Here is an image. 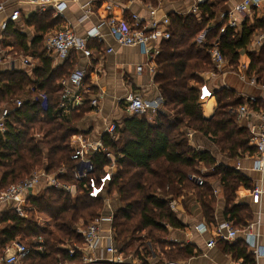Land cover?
<instances>
[{"label": "trees", "instance_id": "obj_1", "mask_svg": "<svg viewBox=\"0 0 264 264\" xmlns=\"http://www.w3.org/2000/svg\"><path fill=\"white\" fill-rule=\"evenodd\" d=\"M217 9V4L207 1L199 6L198 14L171 15L170 39L163 41L156 57L155 82L163 99V110L156 114V124H151L145 114L127 116L117 124L115 137L102 135L106 152L93 155L97 176L111 165L108 155L115 159L116 171L105 195L110 197L116 192L120 202L113 221L114 241L127 256L133 250L136 257L133 258L141 264H149L153 254L159 262H183L194 255L191 246L169 241V229L183 227L170 202L183 194L192 193L207 225L215 226L217 195L213 184L218 182L226 203L225 221L241 229L253 219L249 206L237 202L238 189L252 190V181L237 169L220 164L209 149L189 144L188 133L194 132L211 141L230 160L256 154L250 145V131L240 126L231 112L244 105L245 98L231 88L217 90L214 93L217 108L207 119L199 86L203 84L201 74L213 69L210 50L217 40L233 72L242 53H246L250 58L249 77L264 81V44L258 51H250L255 39L264 33V18H256L254 23L247 21L238 30L225 22L218 24ZM61 22L53 17L52 11L33 16L29 24L38 35L30 45L26 36L16 31L15 24L10 22L5 31L8 45L36 56L39 66L32 71L35 80L26 72L0 73V108L17 98H26L35 88L46 94L48 109L43 111L27 100L22 107L12 108L6 120L7 132L0 133V190L29 179L38 170L56 175L61 184L77 187L73 198L61 188L42 186L37 195L28 197L26 217H20L14 209L0 211V258L8 245L20 240L32 251L23 264L81 261L80 252L70 255V249L84 244L77 224L90 223L104 208V199L90 198L84 184L76 183L72 175L71 138L82 133L77 125L92 108L86 97L83 107L68 115L61 112V82L73 73L69 59L75 56L72 54L62 66L53 69V59L47 55L43 38L48 29ZM223 26L226 29L221 33ZM205 31L207 43L201 45L199 37ZM253 107L264 109V101L259 99ZM61 170L65 173L61 174ZM192 177L202 178L203 185ZM38 214L52 222V229L41 225ZM217 244L235 261L256 264L245 242L231 244L218 240Z\"/></svg>", "mask_w": 264, "mask_h": 264}, {"label": "crops", "instance_id": "obj_2", "mask_svg": "<svg viewBox=\"0 0 264 264\" xmlns=\"http://www.w3.org/2000/svg\"><path fill=\"white\" fill-rule=\"evenodd\" d=\"M207 1L215 3L218 6L216 21L218 24L225 22L229 27L230 22L234 20L238 24V30L247 21L254 23L256 18H264L263 7L260 9L252 7L245 13L236 11V8L243 0H54L46 8H41V3H32L29 0H0V3L5 6V10L0 13V56L8 59L0 64V73L21 71L26 72L32 80H35L32 71L39 66V60L36 56L26 54L24 50L8 45L5 37L6 30L3 31L1 25L9 20L12 11L18 10L21 15L19 21L11 23L13 25L15 24L16 31L26 36L27 43L30 45L38 35L35 27L29 24L30 19L35 15L52 11L53 17L60 18L62 22L45 32L43 36L44 42L50 33L66 25L71 26L79 37L87 38L89 35L98 33L102 38L101 42H99L98 38L89 39V47L93 50V57L90 60L81 54H74L75 57L69 59L73 65V70L83 69L87 71V80L83 83V85H87L86 87L88 89V93L84 96L85 99L87 97L88 101H90L89 98L100 93V91L105 93L104 98L100 100L98 108L94 109L91 107L92 109L86 113L77 125L85 138L92 141L101 140L109 124L122 123L127 116L133 115L127 112L124 104V98L129 93L140 95L143 98L147 106V111L144 114L148 116L149 122L154 125L156 124V114L158 111L163 110V99L159 87L155 82L158 70L156 62L157 56L155 59L149 58L143 55L136 47H121L118 45L109 34L107 21L111 17L129 20L132 15L136 14L145 21L144 23L148 24L153 21L163 20L164 18L171 19V15L175 14H198L199 6ZM55 3H63L66 6L62 16L55 15L56 13L53 8V4ZM11 23L8 22V27ZM162 43L160 45V51L162 49ZM252 46L250 47L251 52H253ZM109 47L114 49L113 53L108 54L106 52V49ZM27 57L30 58V66L23 64V58ZM66 61L57 60L56 62L53 60V69L62 66ZM249 65L250 58L246 53H242L235 72L226 64L222 69H217L213 66L211 71L201 74L203 84L199 88L205 118L209 119L213 116L217 108L214 93L221 88H231L242 96L261 95L260 88L250 86L239 79L241 72L245 73L249 79L254 77H249L248 75ZM140 67L141 69H139ZM90 88L93 91H89ZM11 102L0 108V115L2 109L11 104ZM246 125L245 123L242 127L247 128ZM188 136L189 144L193 148L209 149L214 153L220 164L236 169L239 163L241 168L238 171L252 181V190L244 187L238 189L237 202L248 205L252 212L253 219L248 225L255 223L259 227V238L254 241L253 247L248 245L247 247L249 253L253 256L254 247L261 249V257L256 258L254 256V258L256 264H264V171L257 170L256 168V154L253 156L246 155L239 160H230L227 157H223L208 139L194 132L188 133ZM109 156V158H113L112 155ZM213 185L215 194L217 195L215 226L207 225L202 216L200 206L192 193L183 194L180 198L174 200L177 202V211L175 213L183 227L170 228L169 241L173 244H180L181 246H191L194 249V255L188 260L183 261L182 264L241 263L235 261L232 256L223 253L221 246L218 244L212 249L207 248L208 241L213 237L216 238L217 227L226 222V203L221 186L218 182ZM38 189V192H40L41 187ZM256 189L259 193L255 192ZM257 196L258 202L256 200ZM118 202L119 200L116 197L112 202L109 198L110 205L109 207L107 206L104 214L109 215L112 212H116L120 207V202ZM4 209L6 210V208L2 207V210ZM107 228L108 223L104 222V230L101 233V240L99 242V248L94 254L95 257L111 258V255L106 252V247L109 245ZM237 241L246 243V237L243 234H239L237 239L230 243L232 244ZM172 246L174 248L176 245ZM169 248L170 246L166 250ZM130 252V255H132L131 259L133 257L136 258L133 250ZM160 255L164 256L163 252ZM19 264L23 263L21 262Z\"/></svg>", "mask_w": 264, "mask_h": 264}, {"label": "built area", "instance_id": "obj_3", "mask_svg": "<svg viewBox=\"0 0 264 264\" xmlns=\"http://www.w3.org/2000/svg\"><path fill=\"white\" fill-rule=\"evenodd\" d=\"M32 3H41V8H46L47 5H51L54 0H29ZM63 3L53 4V8L56 16H62L65 9ZM255 7L260 9L263 7L264 0H243V2L236 8L239 13H245L250 8ZM5 10V6L0 3V13ZM20 12L18 10L12 11L9 20L1 25L3 31L8 27V22H17L20 19ZM138 15L134 14L129 20L117 19L111 17L107 21L109 28V34L112 39L121 47H136L140 52L149 57L155 59L160 53V45L163 41L170 39V19L164 18L160 21H153L151 23H144ZM230 28L238 29L236 21H231ZM226 27L221 29V33L225 32ZM208 31L203 32L199 37V43L205 45L206 35ZM98 38L101 42L102 38L95 33L89 35L87 38L79 37L74 29L69 26H63L62 28L50 33L45 40V50L47 55L54 61H66L72 54H81L88 60L93 57V50L89 47V39ZM264 33L256 38L255 43L252 46V51H257L263 44ZM108 54L113 53V48H107ZM210 56L212 64L217 69H222L227 64L225 57L220 51V41L217 40L213 44V48L210 50ZM8 60L0 56V64ZM23 64L26 66L31 65L30 58H23ZM91 64V63H90ZM92 66V64H91ZM90 66V67H91ZM141 69V67L139 68ZM87 78V71L83 69H76L73 73L61 82V103L60 109L63 115H68L74 110L83 107L86 99L85 94L88 93V89L83 85ZM239 79L250 86L261 89L260 96H243L246 103L236 110H232V114L236 116V120L240 126L247 124L251 138L250 145L256 149L255 165L257 170L264 171V109H255L253 105L258 104L259 99L264 101V81L258 82L254 76L248 78L243 72L239 74ZM104 92L93 95L89 98L90 106L97 109L100 100L104 98ZM30 102L32 105H39L43 111L48 109V98L46 94L37 92L35 88H32L26 98H18L12 101L11 104L5 106L0 115V133L5 134L7 132L6 120L9 117L13 107L20 108L24 105L25 101ZM124 104L126 110L130 114H144L147 111L146 103L140 95L129 93L124 98ZM117 130V123H111L107 126L105 133L111 137H115ZM71 147L73 154L71 159L74 161V168L72 175L76 183H83L87 195L92 199L102 198L108 204L109 200L105 197L108 186L112 181L114 171L116 170L115 159H111V165L105 169V173L101 176L95 175V165L93 162V155L98 151L106 152L102 140L92 141L85 138L83 134H77L71 138ZM109 156V155H108ZM110 157V156H109ZM240 164L238 163L236 169L239 170ZM61 174L65 173V170H61ZM196 183L200 186L203 185V180L200 177H192ZM57 187L65 190L66 192L73 194L77 192L76 185H65L58 182L56 175L47 174L44 170H38L33 172L32 176L18 184H13L6 190H0V208L14 209L20 217L27 216L28 210V197L35 196V188L42 186ZM257 193L259 191L256 189ZM216 193V192H215ZM257 202L258 196L256 197ZM170 208L173 212L177 211V202L171 201ZM115 212L109 215L102 213L95 218L85 228H78V233L82 235L84 244L78 248L75 246L70 249V255L73 256L78 252L82 255V260L74 262L72 264H141L137 259H131L132 255L126 256L120 252L116 247L114 241L113 221ZM104 222L108 223V239L109 245L106 247L107 254L111 255L110 259L95 257L94 254L99 248V242L101 240V233L104 230ZM239 234H243L246 237V244L253 247L254 241L259 238V227L255 223H251L244 228H235L231 223L224 222L216 229V238H211L207 243V248L212 249L216 246L219 239L226 242H234ZM39 251H43L40 248ZM31 249L25 245L22 241L16 240L8 245L4 251V256L0 258V264H19L29 255H31ZM254 256L256 258L261 257V249L254 247ZM149 264H182L179 261H165L159 262L156 255L148 260ZM242 264V263H239Z\"/></svg>", "mask_w": 264, "mask_h": 264}, {"label": "rangeland", "instance_id": "obj_4", "mask_svg": "<svg viewBox=\"0 0 264 264\" xmlns=\"http://www.w3.org/2000/svg\"><path fill=\"white\" fill-rule=\"evenodd\" d=\"M116 171V170H115ZM115 171H114V173H115ZM43 187H48L47 185H45V186H43ZM42 187V188H43ZM39 191V189L38 188H35V190H34V194H37V193H39L38 192ZM76 194H77V192L76 193H73V194H71L72 195V197L74 198L75 196H76ZM117 196V194H116V192L114 193H111L110 194V197H107V199L109 200V198H110V201L112 202V200H114L115 199V197ZM119 203V202H118ZM107 206H108V204L105 202V200H104V208H103V210L101 211V212H103L104 213V211H105V209L107 208ZM38 216H39V222L41 223V225H43L47 230H50V229H52L51 228V226H52V222L46 217V216H41V215H39L38 214ZM92 222V221H91ZM90 222V223H91ZM90 223H88V224H90ZM88 224H85V223H83V222H80V223H78L77 224V226L79 227H82V228H85Z\"/></svg>", "mask_w": 264, "mask_h": 264}]
</instances>
